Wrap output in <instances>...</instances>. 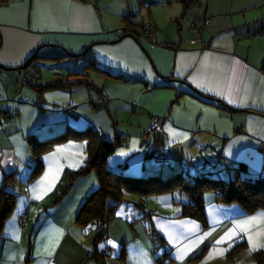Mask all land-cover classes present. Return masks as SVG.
Masks as SVG:
<instances>
[{
  "label": "crops",
  "instance_id": "1",
  "mask_svg": "<svg viewBox=\"0 0 264 264\" xmlns=\"http://www.w3.org/2000/svg\"><path fill=\"white\" fill-rule=\"evenodd\" d=\"M174 2L153 0L154 10L138 21L135 13L109 12L107 5L104 14L98 0H0V111L8 113L0 119V183L8 171L17 178L0 231V264H157L164 257L168 264H256L254 253L264 252V209L247 213L204 191L201 220L185 211L190 199L181 187L146 195L126 190L93 248L99 222L80 225L76 216L99 186L95 172L76 177L55 202L67 174L84 164L87 138L55 143L41 154V173L27 180L34 164L28 137H51L67 126H91L114 142L105 163L130 176L166 177L183 169L229 176L242 162L249 176L264 177V22H257L264 17L251 21L239 15L246 6L207 0L181 18ZM125 19L131 29L151 21L153 38L125 32ZM91 59L123 78L85 70ZM43 70L51 75L46 82ZM85 78L88 86L80 81ZM52 80L64 85L34 89ZM188 85L229 109L194 97ZM152 116L161 119L154 128ZM143 146L168 152L169 165L143 157Z\"/></svg>",
  "mask_w": 264,
  "mask_h": 264
},
{
  "label": "trees",
  "instance_id": "2",
  "mask_svg": "<svg viewBox=\"0 0 264 264\" xmlns=\"http://www.w3.org/2000/svg\"><path fill=\"white\" fill-rule=\"evenodd\" d=\"M181 1L183 3V9L181 12L182 18L186 15L185 11L189 8V6L193 5L197 0ZM207 19L209 20V18L206 17L204 21ZM123 21L126 25V27L124 28L125 32H130L133 29V32L137 35L139 34V30L144 28L146 22H151L146 21L144 23L137 24L135 28L131 29L132 23L129 24L127 22V19ZM195 29L199 30V28ZM247 34L256 35V32L250 31ZM80 55L75 54L72 56ZM53 56H49V58H59ZM34 57H36L35 54L32 55L31 60L29 59L30 61L28 60L27 62H31ZM25 65H29V63H26ZM84 69L87 71H97L104 74L105 76L115 79L123 78L122 74L110 71L109 69L99 65L93 59L87 62ZM74 74L79 75V73L76 72ZM84 74H81V76L83 77ZM81 80L84 81L87 86L88 84H90V82L86 78L80 79V81ZM63 85L64 84L62 83V81L52 80L44 84L35 85L34 89L38 92H41L43 90L57 88ZM188 87L189 91L187 92L194 97H197L204 102L210 103L212 105H216L220 108L229 109V106L222 100L201 93L200 91L194 89L192 86L188 85ZM5 113L6 115L8 114L7 112ZM68 138H87V158L80 168L67 174L68 180L64 184L59 186L55 194V202L58 201L62 196H64V194H66L76 177L86 175L90 171L95 172L98 178L99 186L85 199L76 216V222L80 225H86L91 222H99L101 229L100 232H98L94 236V239L92 241L93 248H96L98 240H101L105 236L104 231L106 223L108 222L110 216L113 214L114 206L117 204V202L122 200L123 193L126 190L146 195L151 192L165 191L171 190L175 187H181L182 190L187 193L190 199L187 209L185 206V211H188L190 215L201 220L204 215L202 205V194L204 191L215 192L217 200L219 202L227 204L237 203L247 213H252L257 209H264V177L249 176V174L247 173V166L242 162L236 163L230 168V172H233V176H230V174V177L228 179L216 178L212 175L209 176L196 174L198 172L191 175L187 169L176 171L166 177H162L157 173L140 177L130 176L123 173V171H117L115 169L107 167L105 160L107 156L113 151L115 143L104 140L102 133L98 132L91 126H87L84 128H74L71 126H67L63 132L42 139H37L35 136H29L27 140L31 148V153L34 157V164L27 179L28 181L33 180L41 173L43 166L41 154L52 148L55 143L63 142ZM168 160L169 161L167 165L160 166L167 167L169 165L170 154ZM16 179V172L14 170L5 172L2 176V180L0 183V231L5 219L9 216L13 209L14 201L17 195L11 190L10 185H12L16 181ZM109 200L113 201V203L109 204ZM155 235L157 236L156 239H153L152 237V241L154 243H156L159 239V235ZM244 245L245 244L243 242L237 244L234 247V250L242 248L244 247ZM254 258L256 264H264L263 251H256L254 253ZM161 259L157 258L156 263L159 264Z\"/></svg>",
  "mask_w": 264,
  "mask_h": 264
},
{
  "label": "rangeland",
  "instance_id": "3",
  "mask_svg": "<svg viewBox=\"0 0 264 264\" xmlns=\"http://www.w3.org/2000/svg\"><path fill=\"white\" fill-rule=\"evenodd\" d=\"M177 2L178 4L181 5V12L183 9V3L181 0H172V2ZM207 0H197V4L198 2L201 3L202 5L206 4ZM221 2H224L225 4H239L242 6H246L245 10L243 12H241L239 15H242L243 13L246 15L248 20L251 21H256V18H261L264 17V0H220ZM153 0H98L99 3V7L100 10L102 12H104L105 14V10L106 7L105 5L108 6L109 8V12L113 11V12H120L122 13L123 11L129 10L131 15H133L134 13L136 14V19L139 21H141V18H146L147 14H148V9H151L152 11L154 10V6L155 4L152 3ZM174 2V3H175ZM240 2V3H238ZM230 5V6H231ZM191 6H189V8L185 11V14L190 15L191 13ZM229 10V9H228ZM228 12H232V10H229ZM120 13L118 15H115L116 18L114 19L116 22L117 20L121 19V15ZM126 14V13H125ZM230 13H225V16L229 17ZM237 16V15H236ZM263 21L264 22V18L263 19H259L257 22ZM256 22V23H257ZM189 23H184V25H188ZM173 27V26H172ZM171 28V26H170ZM167 32H170V29L167 27ZM173 32V31H172ZM50 63V62H49ZM52 63H50L51 65ZM52 65H57L56 63H53ZM64 65L69 66V62H63L61 64V67L63 68ZM65 66V67H66ZM73 67V65H71ZM71 67V68H72ZM76 67V66H74ZM83 67V65H82ZM68 67H66L67 69ZM57 69V68H56ZM45 70L42 71V82H46L47 80L50 79L51 75H45L44 73ZM50 72V70H48ZM160 169V167H159ZM163 169V168H162ZM230 176H233V172L230 173ZM212 176L216 177V178H225L228 179L230 176H228L227 173H224V171H222L221 173H215ZM138 200V199H137ZM150 206H153L152 204Z\"/></svg>",
  "mask_w": 264,
  "mask_h": 264
},
{
  "label": "built area",
  "instance_id": "4",
  "mask_svg": "<svg viewBox=\"0 0 264 264\" xmlns=\"http://www.w3.org/2000/svg\"><path fill=\"white\" fill-rule=\"evenodd\" d=\"M97 13L99 14L100 12L97 11ZM209 24V20H205L203 23V28H205L206 26H208ZM187 31H189L191 34H199V30L195 29L193 27V24L189 23L186 27ZM139 34L144 36L146 39H152L154 36V26L152 24V22H146L145 26L143 29L139 30ZM205 44V42H203ZM161 45L163 46H171V44L169 43H161ZM66 110L69 114L71 115H75L76 114V110L73 106L71 105H67ZM6 115V113L4 111H0V119L4 118ZM161 119L157 116H152L150 118V122H149V126L150 128H154L157 125L160 124ZM141 154L143 157H151L153 158V160H155L156 163H158L159 165H167L168 164V159H169V153L166 151H162V150H158V149H153L150 148L148 146H143L141 149ZM25 222H26V217L24 215L21 216L20 219V226L23 228L25 226ZM153 239H156V235L153 234L152 235ZM169 263V259L164 257L160 260L159 264H168Z\"/></svg>",
  "mask_w": 264,
  "mask_h": 264
},
{
  "label": "snow or ice",
  "instance_id": "5",
  "mask_svg": "<svg viewBox=\"0 0 264 264\" xmlns=\"http://www.w3.org/2000/svg\"><path fill=\"white\" fill-rule=\"evenodd\" d=\"M108 243H112L111 241H108ZM101 247H103V245H101Z\"/></svg>",
  "mask_w": 264,
  "mask_h": 264
}]
</instances>
